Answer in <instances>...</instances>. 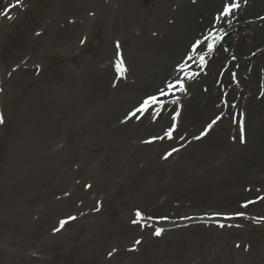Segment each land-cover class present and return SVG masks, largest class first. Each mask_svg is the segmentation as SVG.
<instances>
[{
	"label": "rangeland",
	"instance_id": "obj_1",
	"mask_svg": "<svg viewBox=\"0 0 264 264\" xmlns=\"http://www.w3.org/2000/svg\"><path fill=\"white\" fill-rule=\"evenodd\" d=\"M15 2L0 0V11ZM222 3L23 0L12 19L0 16V264H264V221L252 219L264 217L257 199L264 197V114L257 120L243 107L252 93L264 104V61L255 57L264 54V0H240L231 25H216L227 35L203 71L188 61L199 74L176 93L177 104L167 103L155 121L149 114L125 121L180 75L176 65L210 31ZM241 35L249 44L243 52L231 46ZM117 42L123 79L114 66ZM107 67L111 78L101 80ZM212 85L217 108L193 125L191 108L182 122ZM174 110L173 139L146 143L163 136ZM241 113L244 143L234 122ZM221 114L232 128L220 140L217 124L194 138ZM159 119L157 130H140ZM136 210L150 227L131 223Z\"/></svg>",
	"mask_w": 264,
	"mask_h": 264
},
{
	"label": "snow or ice",
	"instance_id": "obj_2",
	"mask_svg": "<svg viewBox=\"0 0 264 264\" xmlns=\"http://www.w3.org/2000/svg\"><path fill=\"white\" fill-rule=\"evenodd\" d=\"M195 2V0H193ZM248 0H243L244 4H247ZM23 4V0H16L15 4H10L7 7H5L2 11H0V16L5 17L7 19H12L13 17L9 15V12L16 8L20 7ZM241 7L240 0H223L222 8L218 11V13L214 17V22L211 26L210 31L207 33V35H203L202 38L196 39L192 45L191 48L185 58L184 62H181L176 65V72L179 73L176 78H174L171 81L165 82V85L161 87L158 92L155 95L147 96L142 103L136 107L133 111L129 112L127 116L125 117V121L129 119H140L145 114L151 115L153 121H155L161 114V112L165 109L167 103L171 104H177L178 103V97L176 96V93H185L187 91L185 86L186 80H192L194 79L199 73L190 71L191 65L188 63V61H192L193 63L197 64L201 71L205 69L207 66L209 59L211 58L212 54L217 48V45L220 44V42L224 39V37L227 35V33L224 31L222 27L217 28L216 25L221 23L224 20H227V23L229 26L232 23V20L230 17H233L234 14L239 10ZM260 19H264V17H260ZM81 43H84V41H81ZM206 46V47H205ZM120 44L117 42L116 44V63H115V69L117 73L118 79H123L124 73L127 71L126 67L124 66V61L122 58V54L120 52ZM225 51H228V49H225ZM252 55H256V53H252ZM232 59L235 60L236 57L233 55ZM236 67H239L237 65ZM231 78L233 81L237 80V74L235 72L231 73ZM115 86V85H114ZM166 97H172L170 101L166 100ZM221 104L224 106H228V102L226 100H221ZM231 107H235V105H231ZM180 115L179 111L174 110L171 119L172 124L170 127H168L166 130H164L163 136H156L152 139L145 141L146 143H152L154 140H163L165 138L167 139H173V133L177 127L176 120L177 117ZM222 114L217 115L214 119H212L204 128V130L200 133V136L194 137L195 139H200L201 137L208 134L209 130H211L214 125L217 124L218 121L222 119ZM234 122L239 123L240 127V142L244 143V123H243V113L240 114V119L237 121L234 119ZM4 123V120L2 117H0V124ZM183 139V137H181ZM177 151V149H172V152ZM172 152H169L164 158L167 159L168 156L172 155ZM258 200L264 201V197H258ZM256 201H247L246 203L242 204V208H247L249 204H253ZM214 215H220V214H214ZM236 216H244L245 214L243 212H237L235 213ZM226 219H231L232 217H225ZM75 217H68L67 219H62L59 221V227L55 228L54 231H60L64 228V226L71 220H74ZM148 220H151L152 217H148ZM162 220H167V217H162ZM253 220L256 222L264 221V217H253ZM142 221H145L144 215L141 213L140 210H136L135 212V218L131 220V223L133 225H139L140 227H150L151 225H148L146 222L142 223ZM220 227H224L223 224L219 225ZM164 231L163 228H157L153 232V235L159 237L161 233ZM141 241L139 239L135 240V244L139 245ZM115 251V249L113 250ZM112 253H109V256H111Z\"/></svg>",
	"mask_w": 264,
	"mask_h": 264
},
{
	"label": "bare ground",
	"instance_id": "obj_3",
	"mask_svg": "<svg viewBox=\"0 0 264 264\" xmlns=\"http://www.w3.org/2000/svg\"><path fill=\"white\" fill-rule=\"evenodd\" d=\"M210 2H213L214 0H209ZM217 1H219L220 2V4L222 3V0H217ZM209 18H210V20L213 18V16H208L205 20H203V21H208L209 20ZM198 25L199 24H197V27H198ZM202 26H203V24H202ZM201 26V27H202ZM200 27V28H201ZM178 28H180V25H177L176 26V30L178 29ZM200 28H198L197 30H196V32H195V36H196V33L198 34L200 31H199V29ZM251 29H253L254 31H255V33H257L258 34V36L260 35V33H261V28H258V24L256 25V24H253L252 25V27H250ZM194 30L195 29H193V33H194ZM241 30V34H243V33H245V31H244V29L243 28H241L240 29ZM193 33H191V34H193ZM174 34H175V31H173L172 33H171V35L170 36H166V38H168V39H171L173 36H174ZM191 34H189L188 35V38L190 37V35ZM260 37V36H259ZM148 39H149V37H148ZM192 39H194V37H192ZM260 40H261V38H260ZM150 41L151 42H155V46L157 47V48H159V46H160V43H159V41H158V39H156V40H153V39H150ZM161 42H162V40H161ZM188 42H190V41H188ZM238 44L237 45H231V46H233L236 50H238L239 52H243L248 46H249V44H247V43H245V39H244V37L241 35L240 37H239V39H238ZM181 46V45H180ZM256 58H259L260 60H262V61H264V54H262V53H260V54H258V55H256L255 56ZM210 70H211V73H213L214 72V69L212 68V66L210 67ZM113 72L111 71V69H109V67H107V68H105V69H103L102 71H101V80H106V78L108 77V76H110V78H111V74H112ZM211 76V75H210ZM254 76H255V79L256 78H258V74H257V71L256 72H254ZM113 79H115V77H114V74H113ZM212 77V76H211ZM207 80H210L209 78H207ZM254 81H252L251 80V82L249 83V85H248V89H251V83H253ZM215 89H216V86L215 85H212V86H210V88H209V92L204 96L206 99H205V101L203 102V103H200V104H197V102H193V103H190L189 105H188V109L186 108V111H185V116H182L181 117V119H182V122L184 121V119L186 118V116L187 117H189L190 115H191V112L194 110V111H196V113H197V115H194V117L191 119V125H193V123H197L198 121H199V119H201L202 117H205V115H207L208 113H210V112H212V111H214V108L216 107V96H215V93H214V91H215ZM253 97L254 96H256V95H253V93L251 94ZM251 98L250 99V102H249V104H243V107H246V111H247V114L249 115V116H251V117H253V118H256L257 120H259L260 119V110H261V112L264 114V104L262 103V102H260V100L259 99H257L256 97H255V99L254 98ZM199 102V101H198ZM197 104V105H196ZM192 105V106H191ZM175 108V107H174ZM191 108H192V111L190 112V110H191ZM217 108V107H216ZM233 108L231 107V109L230 110H232ZM230 112V111H229ZM162 116H164V113L162 114ZM224 118H223V120L222 121H218L217 122V125H216V129L218 130L217 131V136H216V139H221V137H222V133H223V131H225V129L227 128V130H231V128H232V126L230 125V124H228V120H227V117L226 116H223ZM162 120L161 119H159V120H157L155 123H150L149 125H147L146 124V122L144 123V125L142 126V128L140 129L142 132H147V131H152V130H157L158 129V127H159V125H160V122H161ZM164 121H166V118L165 119H163V122ZM181 121V120H180ZM223 124V125H222ZM146 125H147V127H148V129L149 130H144V128H146ZM190 125V126H191ZM225 125H227V126H225ZM125 126H127V125H125ZM191 129H192V127H191ZM213 151H214V153H216L217 155H219L221 158H225V157H228V155L226 154V153H223V152H220V151H218V149L216 148V147H214L213 148ZM225 164H227V162H226V160H224L223 161ZM264 177V176H263ZM254 178V177H253ZM32 258H34L35 257V254L34 253H32V256H31Z\"/></svg>",
	"mask_w": 264,
	"mask_h": 264
}]
</instances>
